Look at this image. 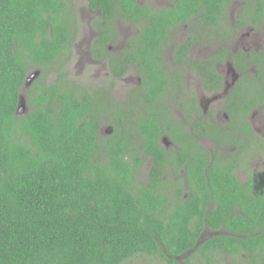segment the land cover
I'll return each instance as SVG.
<instances>
[{
    "label": "trees",
    "instance_id": "16d2710c",
    "mask_svg": "<svg viewBox=\"0 0 264 264\" xmlns=\"http://www.w3.org/2000/svg\"><path fill=\"white\" fill-rule=\"evenodd\" d=\"M232 1L180 0L165 9L136 0L87 3L100 11L93 25L129 20L138 38L164 37L167 26L196 16L199 27L212 28L221 40L232 38L245 24L258 28L264 21V0H238L242 5L230 21L227 6ZM77 21L72 0H0V264H119L161 251L160 246L170 254L194 248L205 258L201 264H211L215 251L230 256L231 262L246 256L252 264H264V184L257 180L255 190L251 182L238 180L233 162L223 160L226 146L220 130L219 137L211 138L218 142L211 148L213 157L194 140L199 153L186 161L192 141L179 134V126L167 124L172 115L168 110L164 125L155 115L142 119L140 148L153 161L144 181L137 179L142 156L135 144L119 140L107 148L99 145V124L87 97L67 87L66 75L59 70L54 80L49 79L69 43L67 27ZM133 43L140 48L132 59L145 62L151 51L143 41ZM219 46L212 56L194 60L188 56L190 45H182L178 62L211 72L210 85H216L217 57L223 61L228 56L244 75L245 82L235 87L247 86L236 96L250 98L248 107L264 102V47L232 52ZM31 70L39 72L28 89L34 101L31 110L17 115L18 94ZM147 80L143 76L138 89L145 85L148 89L139 94L152 103L159 85L153 87ZM161 134L175 145L183 143L181 150L163 149L158 143ZM197 134L206 132L197 128ZM202 148L205 152L200 153ZM177 158L186 165L189 195L180 198L179 187L176 200L169 202L164 187L174 182L168 164L177 167ZM206 226L226 233L199 241ZM166 264L179 263L167 259Z\"/></svg>",
    "mask_w": 264,
    "mask_h": 264
},
{
    "label": "flooded vegetation",
    "instance_id": "af4514ba",
    "mask_svg": "<svg viewBox=\"0 0 264 264\" xmlns=\"http://www.w3.org/2000/svg\"><path fill=\"white\" fill-rule=\"evenodd\" d=\"M179 1L155 0L150 4L145 0H136V3L151 6L154 9H165ZM238 2L241 6V2ZM72 4L75 5L73 1ZM84 4L88 14L85 16L80 10V13L77 14L78 21L67 27L66 34L69 43L60 51L61 55L58 56V60L61 65L58 68H52V75L49 79L50 81L54 80L55 73L59 70L66 75L67 87L75 89L81 98L87 97L89 108L95 116V121L99 124L97 129L99 145L107 148L108 143H112L111 146H113L119 140L128 146L135 144L138 148L137 153L142 156V162L144 159L147 161L148 174L153 161L152 157L140 148L141 135L138 122L150 115H155L159 119L160 125H164L167 116L171 113L172 117H168L167 124L172 127L179 126V134L192 141L190 142L191 148L186 151V156H188L186 161L192 160L199 153L194 140L204 146L213 157L211 148L217 146L218 142L213 143L211 138L219 137L220 130L223 146H226L221 152L223 160L233 162L232 169L238 180L251 182L255 190L258 189L257 180H261L264 184V175L257 172L258 169L254 168L255 163H252L253 159L259 158L261 153H264V102L248 107L250 98L245 95L243 97L236 96L244 94L247 89V86L239 84L236 86L237 92H234L238 82H245L242 81L243 72L234 67L230 57H223V61L217 57L214 67L220 78H217L216 85H210L211 72L188 67L186 62H178L181 57L182 45H190L189 57L194 60H203L220 49L219 44H223L226 49H229L226 45L230 41H239L241 35H246L244 42L249 44V48L229 50L232 52L239 49L247 52L260 50L264 47V34L262 43L257 35L264 21L258 23V28L245 24L244 27L237 30L232 38L227 37L219 40L214 37L212 28L204 25L199 27L195 20L196 16H192L188 18L189 22H178L167 26L164 29V37L138 38L135 37L136 26L129 20L99 21L93 25L94 18L99 16L100 11L91 10L87 0L84 1ZM75 8L79 9L76 5ZM177 28L183 30L180 35L175 34ZM244 28L248 29L247 34H242L241 30ZM257 39L258 44L256 43ZM134 41H143V44L151 51L145 62H143V58L132 59L135 51L140 48L139 45H134ZM198 43L217 46L204 57L197 58L194 53ZM133 48L136 49L133 50ZM223 64L226 68H219ZM121 68L124 69L120 75H117L116 73ZM34 71L36 70L28 72L19 91L18 101L22 97L24 110L22 109V112L16 110L17 115L25 114L31 110L29 104L32 100L34 101L28 92L31 82L29 85L26 84L27 78ZM143 76L144 78L147 76V84L149 83L153 87L156 84L159 85V95L152 103L139 94V92L148 89V85L138 89ZM230 94H234V96L230 97ZM82 102L85 103V100ZM171 103L174 104V109H171ZM197 128L200 132H206L209 135H198ZM177 141L183 142L181 138H178ZM230 142H234L236 145L230 144ZM158 143L163 149L172 151H180L183 145V143L175 145L165 134L159 136ZM203 152L205 150L202 148L200 153ZM122 153L128 157L126 150ZM176 163L177 167L168 164L172 173L170 177L174 182V184L164 187L169 202L176 200L175 194L179 187H182L183 190L180 198L185 199L189 195L186 165L181 163L178 158ZM175 168H177V173L174 171ZM162 178H165V175H162ZM224 232L226 233L225 230H212L206 226L200 233L199 241H203L205 237L213 234ZM160 249L161 251L155 253L138 254L132 257L134 260L132 264H143L142 262L146 260L154 261L156 258H160L161 264H166L167 259H175L179 264H188L186 262L188 258L189 264L205 262L202 252L195 251L194 248L180 254H170L163 246H160ZM211 255L213 259L210 261L211 264H224L220 258L230 257L221 255L220 251L211 252ZM119 264H124V262Z\"/></svg>",
    "mask_w": 264,
    "mask_h": 264
},
{
    "label": "rangeland",
    "instance_id": "374dc122",
    "mask_svg": "<svg viewBox=\"0 0 264 264\" xmlns=\"http://www.w3.org/2000/svg\"><path fill=\"white\" fill-rule=\"evenodd\" d=\"M73 3H75L76 7L79 8L77 10V14L80 13V10L81 12L83 13V15H87L88 13L86 12V6L84 4V1L85 0H72ZM147 1L148 3L152 4L155 2V0H145ZM240 8V3L238 1H233L229 4V6L227 7V19H229L230 21H232L234 19V15H235V11L236 9L239 10ZM247 28H244L241 30L242 34L244 33H248L247 32ZM182 29L181 28H177L175 34L176 35H180L182 33ZM258 39L260 41V43H262V37H263V34H264V22L262 24V26L260 27V29L258 30ZM242 37L239 39V41H230L226 46H228L229 49H234V48H249V44L244 42V39L246 38V35H241ZM252 36V35H251ZM253 37H256V36H253ZM256 37V38H257ZM258 39L256 41V43L258 44ZM217 45L214 44L213 45H208V44H202V43H198L195 47V53L194 55L197 57V58H202L204 57L211 49H214ZM73 68H75V66L73 65ZM219 68H226V66L223 64L222 66H220ZM33 73V72H32ZM175 106L173 103H171V109H174ZM24 110V109H23ZM252 163H255L254 164V168L258 169L256 170L257 172L261 173L262 175H264V153H261L260 157L257 158V159H253L252 160ZM262 164V165H261ZM147 169H148V166H147V161L146 159L143 160L142 162V165L140 166L139 168V171H138V176H137V179L139 181H144V179L146 178V175H147ZM224 264H252L250 263V261L246 260V256L245 257H242L241 259L239 257H235L233 258V260L235 262H231V257H221L220 258ZM134 260L133 259H128L124 262V264H132ZM143 264H161V260L160 258H156L154 261H144L142 262ZM140 264V263H138Z\"/></svg>",
    "mask_w": 264,
    "mask_h": 264
},
{
    "label": "water",
    "instance_id": "95a60500",
    "mask_svg": "<svg viewBox=\"0 0 264 264\" xmlns=\"http://www.w3.org/2000/svg\"><path fill=\"white\" fill-rule=\"evenodd\" d=\"M39 72L38 71H34L33 73H31L29 75V77L27 78V84L26 85H29V83L37 76ZM24 108V103H23V99L22 97L19 98V101L17 103V111L18 112H22Z\"/></svg>",
    "mask_w": 264,
    "mask_h": 264
}]
</instances>
